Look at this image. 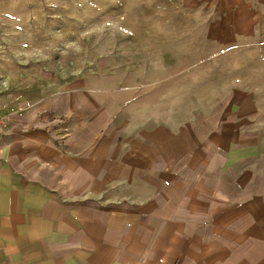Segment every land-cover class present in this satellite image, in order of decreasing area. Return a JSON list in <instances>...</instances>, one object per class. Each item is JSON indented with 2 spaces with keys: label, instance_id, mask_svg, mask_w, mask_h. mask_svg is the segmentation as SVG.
I'll return each instance as SVG.
<instances>
[{
  "label": "crops",
  "instance_id": "obj_1",
  "mask_svg": "<svg viewBox=\"0 0 264 264\" xmlns=\"http://www.w3.org/2000/svg\"><path fill=\"white\" fill-rule=\"evenodd\" d=\"M2 93L0 264H264L261 114L187 154L87 85Z\"/></svg>",
  "mask_w": 264,
  "mask_h": 264
},
{
  "label": "rangeland",
  "instance_id": "obj_2",
  "mask_svg": "<svg viewBox=\"0 0 264 264\" xmlns=\"http://www.w3.org/2000/svg\"><path fill=\"white\" fill-rule=\"evenodd\" d=\"M260 3L0 0V94L87 85L123 102L133 132L154 129L157 143L168 131L172 152L190 154L264 117V41L249 21Z\"/></svg>",
  "mask_w": 264,
  "mask_h": 264
},
{
  "label": "built area",
  "instance_id": "obj_3",
  "mask_svg": "<svg viewBox=\"0 0 264 264\" xmlns=\"http://www.w3.org/2000/svg\"><path fill=\"white\" fill-rule=\"evenodd\" d=\"M9 120V114L3 112V97L2 94H0V141L5 134L4 128Z\"/></svg>",
  "mask_w": 264,
  "mask_h": 264
}]
</instances>
